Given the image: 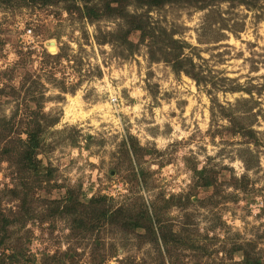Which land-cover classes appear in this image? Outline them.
<instances>
[{"label": "rangeland", "instance_id": "374dc122", "mask_svg": "<svg viewBox=\"0 0 264 264\" xmlns=\"http://www.w3.org/2000/svg\"><path fill=\"white\" fill-rule=\"evenodd\" d=\"M107 2L0 0V264H264V0Z\"/></svg>", "mask_w": 264, "mask_h": 264}, {"label": "trees", "instance_id": "16d2710c", "mask_svg": "<svg viewBox=\"0 0 264 264\" xmlns=\"http://www.w3.org/2000/svg\"><path fill=\"white\" fill-rule=\"evenodd\" d=\"M41 3L45 4L46 0H39ZM218 0H109V2L105 3L104 6L99 7V4H92V5H88L87 3H85L83 6L84 8L82 9V12H84V15L87 16L90 19H98L106 14H114L116 13L118 16L120 17H127L128 21L127 24H129V28H128V33L129 32H138L140 34H144L145 36H150L147 34L151 33L147 30L146 28V20L143 19V16L141 15H127L125 12L126 8L129 5H136L137 7H145L147 10L150 9H156V8H161L166 4H172V3H186V4H193V5H199V7H204L205 5H208L210 3L213 2H217ZM115 4V6L113 7L112 5ZM67 11L70 12L71 11V6L67 5ZM73 6V5H72ZM172 47H175L176 50H179L180 47L177 44L176 41L172 42ZM180 53V52H179ZM172 64L174 67H176V69L180 70L181 68L179 66H184L182 63V60H180V56L178 54H173L172 55ZM181 71V70H180ZM188 72V71H185ZM188 74L190 77H192L194 80H196L195 75H192L190 72L186 73ZM197 81V80H196ZM5 125H0V145L1 143L5 142L2 145V150H1V154H8L10 151L14 154L15 157L19 158V162L20 160L22 161V165L26 166L27 164H29L32 161V156L35 155V152L37 150V148L40 145V139H41V129L40 128H34V130H31L30 132H27V141H22L21 139V133L18 132V129H14L12 126L9 127L8 132L5 131ZM238 128V132L239 133H243L246 131V129H242L241 127H237ZM15 130L13 135L16 136L17 139H15L14 143L16 142V144H19V147H16L15 149H12L9 147L10 142L9 139L10 138V133L12 134V130ZM247 133V135H246ZM246 133H244L243 135H252L251 131H247ZM9 134V135H8ZM11 139V138H10ZM21 145V146H20ZM19 167V165H18ZM204 171H200L198 174L201 176L204 175ZM205 177V176H204ZM204 180H206L204 178ZM207 182V181H206ZM210 183H205L204 186H209ZM14 192V194L16 193V191H12ZM75 200H72V202ZM23 202L25 203V200H23ZM92 201H89V203H91ZM74 205L71 206H66L63 210L64 212H62L63 214H68V215H72V213H74ZM106 211L104 212H100L99 214H96V216L98 217H106ZM2 221H4V223L1 225V228L4 229L5 226L8 224V222L3 219ZM125 225H128L127 223H125ZM243 257V261L240 264H259L258 261H254L251 260L250 256L246 253L244 255H242Z\"/></svg>", "mask_w": 264, "mask_h": 264}]
</instances>
